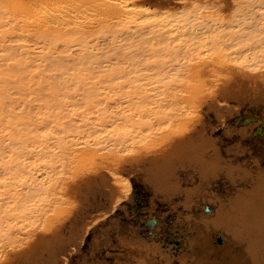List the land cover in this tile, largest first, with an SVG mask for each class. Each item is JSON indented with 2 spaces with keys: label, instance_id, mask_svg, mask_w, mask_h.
<instances>
[{
  "label": "bare ground",
  "instance_id": "1",
  "mask_svg": "<svg viewBox=\"0 0 264 264\" xmlns=\"http://www.w3.org/2000/svg\"><path fill=\"white\" fill-rule=\"evenodd\" d=\"M25 1L0 0V259L37 227L49 228L58 194L85 159L116 163L159 150L141 178L153 237L119 222L73 261L64 239L42 237L13 264H184L154 240L174 229L192 264H264V88L225 152L211 136L175 132L192 120L190 100L207 68L232 71L237 84L239 72L264 81V0L236 3L229 21L218 15L225 0H181L163 11L136 0H70L56 9L40 0L27 11ZM248 130L261 135L256 156L243 139ZM218 233L224 245L214 248ZM234 243L242 251L227 249Z\"/></svg>",
  "mask_w": 264,
  "mask_h": 264
},
{
  "label": "rangeland",
  "instance_id": "2",
  "mask_svg": "<svg viewBox=\"0 0 264 264\" xmlns=\"http://www.w3.org/2000/svg\"><path fill=\"white\" fill-rule=\"evenodd\" d=\"M32 1L33 2L31 3V0L30 1L26 0L24 3L25 7H23V9L25 8V10L27 11L29 10V7L27 6L28 3L31 4V6L30 4H28L30 6L29 11L34 10V7L36 5L37 6L45 5L47 7L56 9V5L59 6L65 5L70 0H66V1L52 0L54 1L53 4L51 0L50 2L49 0H43L46 1L44 3L40 0H38L40 2H35L36 0L35 1L32 0ZM136 1L139 4L149 7L150 9L153 8L152 9L153 11H155L156 9H157L156 11H161V10L163 11L164 9H166V7L167 9L171 7V10H174L178 6H181L183 3L181 0H177V1H181L179 2V4L177 3L176 0H141V1L136 0ZM188 1L189 4H193V5L196 4L201 7H204L205 5L208 6L206 2L207 3L209 2V4H211L210 3L211 0L209 1L188 0ZM212 1L213 3L215 2V0ZM230 1L231 0H225L224 1L225 3L222 4L223 10L218 13V15L224 16L223 17L224 19L222 18L223 20H226V18H228L227 20L229 21L230 14L232 15L234 10L237 9L236 3H238L239 5V3L242 2V0H237L235 1V3L233 0L231 2ZM166 2H168L169 4H167ZM203 2H205L204 3L205 5L202 4ZM52 5H54V7H51ZM60 7L62 8V6ZM231 9L233 10L229 11ZM236 11L237 10H235V14ZM222 12L225 13V15H223ZM218 18L221 19V17ZM223 70L225 71L226 69L224 68ZM222 71L220 72L212 68H207V71L205 70L203 73L197 76L198 77L197 79L201 81L200 84L202 83V85H198L199 91L193 94L190 100V102L194 104V107L191 106L192 107L191 110L194 112L195 116H193L194 115L193 114L192 120L189 121L190 123L186 124L188 125L187 127H189L188 130L187 127L185 126L183 127V129L180 128L178 131L175 132L177 134L184 133L182 137H188L192 135H194L193 137L199 135L211 136L212 138L218 140L219 147L222 149L223 152H225V149L231 146L232 144H234L240 137L238 131L241 128L247 127V125L244 124V122L246 123L247 120L250 119L245 118V116L246 114H249V112L254 110V107H252L251 103L258 96L259 92L257 91L261 87L264 88V86L262 85V82L264 81L260 80L258 77L252 79L251 77L247 78L246 77L247 75L245 74L244 77L242 76L240 78L239 76H241L240 75L241 73L239 72L240 74L237 73L236 76L238 78V82H241V84L240 83L237 84V82H234L233 80L230 81L231 78H229L230 76L229 72L232 73V71L226 70L227 71V72L225 71L226 73L223 71L225 74ZM235 72L238 71L235 70ZM222 73L224 74V77ZM215 74L217 76H215ZM226 74L228 75V78ZM208 75L211 78V83H210V78L209 79L207 78ZM220 76H222V78ZM215 77L217 78L215 79ZM215 80L217 81L216 83ZM206 82L209 85H204ZM222 83H224V85ZM231 85L236 90L232 89ZM238 92L241 95H238ZM251 100L253 101L250 102ZM252 114H254V112ZM259 136L261 135L260 133H257L256 130L251 132L250 130H248V135L246 137H243L245 145L247 146V148H249V152L250 153L252 152L251 154L253 156L258 155L255 153V151L257 148H259L260 142H262V140L259 139ZM171 137L172 136H170V138ZM173 139L174 137L172 138V140H170L171 141L170 143L174 144L175 139L174 140ZM256 139H258L257 144H254V141ZM152 151L145 153L143 152L142 154L140 153L136 157L126 158L116 163L115 161H107V160L102 161V160H94V159L93 161L91 160L87 162L86 160H89V158L85 159L87 164H85L84 161L76 168L78 171L75 169L76 173L72 171L71 175L72 176L74 175L75 177L73 178L72 176H69L71 177V179L70 178L67 179L68 182L66 183L67 185L65 184L62 193L60 192L58 194V198L61 200L62 197V200L64 201L61 200V205L59 207L60 209L58 210L59 212H57L56 215L53 214L49 222L50 224L46 225L49 228L45 229L46 227L45 228L37 227L35 229L34 236L29 237L28 239H26V241H24L25 240L24 239L21 243H18L19 245L18 244L14 245L15 247L13 246L7 247V249H5V255L2 256V258L0 259V264L18 263L19 260H21L20 259L21 256H19V254L29 249V245L31 246L34 245L42 237H47V238L49 237L52 239H56V238L64 239L62 246L65 247L66 249L64 253H67L68 251L72 250L71 252L72 256L68 258L71 259V261H73L75 260L77 253H79L80 251L82 252L88 251V248L90 247V243L94 236H99V234L102 233L104 229L113 232V230H110L112 227L110 225H114V224L119 225V222L120 224H125L137 228L139 235L145 240H147L149 236L153 237L154 232L152 231V233L150 234L151 230H148L149 226L144 224L145 218L152 211L150 207L153 202L152 200H150L151 196L149 190L145 188L143 182L141 181L143 169L145 170L153 159L151 155L152 156L156 155L157 154L156 151H158V153L160 152L159 150H156L152 153ZM261 163L264 166V157L262 158ZM115 182L117 183V185L115 184ZM118 183L120 185H118ZM124 184L129 185V191L125 193L126 195L122 193V188H121L122 185ZM114 202L115 203L118 202V203L115 204ZM154 203L156 204L154 205L156 211H159L161 214L167 215L166 218L169 221L170 213L168 212V210H165L166 205L164 204V202H162L161 200H154ZM53 217H55V219ZM174 230L175 232L173 233L169 232V233H165L163 236H161L160 234L155 236L156 238L154 240L156 241V244L160 247V250L165 251V254L169 255L171 259L175 260L181 256L182 260H184L185 262L184 264H192L191 262L192 257L188 256L190 254L189 252H187L189 247H186L187 249L185 250L183 249L184 245H181L182 238L179 237L180 230L178 229H174ZM186 232L188 231L186 230L181 231V233H186ZM217 236H220L222 238V236L219 233L214 235L212 239V246L214 248H221L223 247L224 243L220 245L217 244L215 242V238ZM239 241L241 243L244 242L243 240H239ZM227 249H229L230 251L237 252V251H242L243 248L239 246V243H234V244H230L227 247ZM110 253L112 252L110 251ZM184 254H186V256H183ZM193 264H195V262Z\"/></svg>",
  "mask_w": 264,
  "mask_h": 264
},
{
  "label": "water",
  "instance_id": "3",
  "mask_svg": "<svg viewBox=\"0 0 264 264\" xmlns=\"http://www.w3.org/2000/svg\"><path fill=\"white\" fill-rule=\"evenodd\" d=\"M205 210L208 211L209 208L206 206V207H205ZM217 243H221V238H219V237L217 238Z\"/></svg>",
  "mask_w": 264,
  "mask_h": 264
}]
</instances>
